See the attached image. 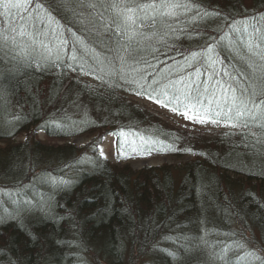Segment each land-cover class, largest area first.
<instances>
[{
  "label": "trees",
  "instance_id": "1",
  "mask_svg": "<svg viewBox=\"0 0 264 264\" xmlns=\"http://www.w3.org/2000/svg\"><path fill=\"white\" fill-rule=\"evenodd\" d=\"M182 2L190 10L178 19L141 29L159 36L133 43L138 63L106 38L100 13L107 20L110 12L102 0L25 3V16L54 17L57 38L40 37L48 49L17 34L19 15L14 21L0 16V264H196L197 257L188 260L186 252L198 247L202 235L219 259L224 245H231L230 263L240 264L238 256L249 252L264 259V128L250 120L244 127L247 117L217 132L168 124L134 102L131 96L145 98L135 94L143 90L126 82L135 79L147 88L153 79L163 85L183 77L213 91L206 73L227 69L234 80L223 74L216 79L247 89L256 103L264 101V87L251 90L232 50L220 43L228 33L235 42L233 25L248 22L254 59L264 58V40L255 50L256 34L264 35V0ZM253 26L262 31L253 32ZM64 39L61 59L53 64ZM192 52L200 57L178 73L176 63ZM208 56L213 68L201 62ZM89 66L95 69L91 74ZM177 107L163 108L178 114L171 110ZM39 132L60 142L46 143ZM107 134L115 138L119 159L190 158L136 170L117 166L99 152ZM81 135L90 140L82 146L67 142ZM249 262L259 264L252 257Z\"/></svg>",
  "mask_w": 264,
  "mask_h": 264
},
{
  "label": "snow or ice",
  "instance_id": "2",
  "mask_svg": "<svg viewBox=\"0 0 264 264\" xmlns=\"http://www.w3.org/2000/svg\"><path fill=\"white\" fill-rule=\"evenodd\" d=\"M30 2L31 0H0V6L5 9V12L0 13V16L12 18V21H14L15 17L19 15L21 23H19V31L17 34L29 37L33 43L42 45L45 49H48V44L40 39V37L49 40L57 38L56 30L51 28V24L55 22L54 17L50 13L46 14V17L41 16L38 12L35 15L29 12L25 16L21 10L24 9L25 3ZM102 3L105 11L110 12L107 20H105L104 14L100 13L101 21L107 30L106 38L120 45L133 63H138L136 60L137 49L133 47V43H139L140 40L159 36V33L156 31L145 35L141 29L148 27L155 28L160 23H167L169 19H178L183 12L190 10L188 5L183 3L182 0H149L146 3H138L137 0H102ZM89 6L96 7V5ZM34 7L39 8L40 6L37 4ZM24 10L27 11L26 9ZM11 30L14 32L17 31L15 27ZM4 31L6 32L8 29ZM258 31L262 30L253 26V32ZM243 32L247 33L248 29L244 28ZM160 38L163 39V37ZM4 39L6 40L7 36ZM260 39L264 40V35ZM241 42L246 43L249 51L252 50L254 44L251 36L247 42L241 37ZM66 44L67 40L64 39L56 46L57 55L52 61L53 64L61 59V52L63 51V46ZM84 50L85 52L88 51L87 48ZM152 51H156V49H152ZM206 51L211 53L214 49L209 45ZM190 57L191 60L195 61L200 57V53L192 52L190 53ZM71 58L76 59L75 50ZM185 58L188 59V57ZM120 59L124 61L125 57L121 56ZM201 62L209 68H213L215 63L210 56L202 57ZM96 63H102V61L97 60ZM189 67H192L191 63H189ZM80 70L82 72L85 71L84 64L80 65ZM94 71L95 69L89 66L88 74ZM197 71H200V69H197ZM221 74L229 76L233 80L235 79L227 69H221L220 72L206 73L208 78L213 81L212 88L221 91L223 98L217 94L216 90L210 91L208 87H204L201 90L198 82L193 80L189 83L183 77L175 81L169 80L167 84L163 85L158 80L153 79L147 88L135 79H130L126 82L134 83L138 88L143 90L135 94L144 95L145 98L160 104L162 107H169L171 104L179 105V107L172 108L171 110L178 114H183L185 119L189 118L188 112L191 111L195 114L192 119L198 120L201 123H206L210 120L216 124L220 122L219 118L223 116L230 122L228 126L238 127L240 126L239 121L243 117H247L248 120L243 122L244 127L248 126V121L250 120L255 122L257 126L264 128V107H262L264 101L256 103L251 99L247 89L240 91L232 84L224 83L216 79ZM121 78L124 79L123 76ZM143 79H147V77ZM153 94L156 96L155 100H153ZM161 97H163V100H161ZM250 103L253 107H249ZM180 108L185 109V111L180 113ZM212 116L217 117V119H212ZM131 150L132 152H136L137 148L132 147ZM121 156L125 158L123 153H121ZM237 247L242 248L243 245L237 244ZM247 257H252V261H258L259 264H264V259H261L260 256L251 252L246 253L244 256H238V259L245 261ZM249 264H252V262H249Z\"/></svg>",
  "mask_w": 264,
  "mask_h": 264
},
{
  "label": "rangeland",
  "instance_id": "3",
  "mask_svg": "<svg viewBox=\"0 0 264 264\" xmlns=\"http://www.w3.org/2000/svg\"><path fill=\"white\" fill-rule=\"evenodd\" d=\"M233 28L236 30V35L237 39L235 42H232L230 35L232 33H228L226 38L221 39L220 43H223L224 46L229 47L232 52L233 56L236 57V61L240 63L241 68L243 69L245 76H246V83L247 86L252 90L254 89L255 85H259V88L264 87V58L260 57L258 59H254V56L251 52H249L246 43L241 42V37H243V40L245 42L248 41L250 35V30L251 27L248 24V22H237L236 24L233 25ZM247 28L248 32L244 33L243 29ZM239 30V31H237ZM256 37L258 38V41L255 44V50L259 46L262 45L261 43V35L256 34ZM251 53V54H250ZM191 58L187 60H181L176 63V68L178 73L184 72L186 67L191 63ZM134 102H136L138 105L146 108L147 110L155 113L158 115L163 121L166 123H170L171 125L174 126H180L184 128H191L194 130H202L204 132H211V131H224V130H229L234 127H230L227 124H204V123H199L196 120H193L192 118L185 119L184 116L173 113L169 110H166L162 106L158 105L157 103H154L153 101L146 99V98H141L139 96H131L130 97ZM37 137L39 139H42L44 142L48 143H59V139H53V138H48L45 136L42 132L37 133ZM17 141L20 139H23L22 137H16L15 138ZM90 140L89 136L86 135H81V136H74L71 137L67 140V142H71L77 146H82L86 142ZM99 151L100 154L103 158L107 159L111 163L121 166V165H127L131 167L132 169H140L144 166H160L163 164H180L185 161H187L190 156L189 155H184L181 157H173L169 155H148V156H134V157H129L126 159H119L116 156L115 152V147H114V136L113 135H107L103 137L101 144L99 145ZM199 245L195 249H190L187 250L186 253L187 259L191 260L193 257H197V262L195 261L196 264H212L215 262V264H233L230 263L226 260V255L230 252L231 245H224L221 247L222 251L220 252V256H222L221 259L214 257L216 254V249L214 245H212L208 239H206L205 235H202V240H199ZM147 259H144L145 261ZM139 262L137 259L136 263ZM238 262V261H237ZM135 263V264H136ZM240 264H246L245 261L240 260Z\"/></svg>",
  "mask_w": 264,
  "mask_h": 264
}]
</instances>
